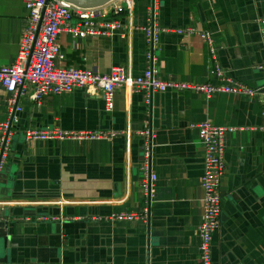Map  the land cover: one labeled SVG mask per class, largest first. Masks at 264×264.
Segmentation results:
<instances>
[{
  "label": "crops",
  "instance_id": "1",
  "mask_svg": "<svg viewBox=\"0 0 264 264\" xmlns=\"http://www.w3.org/2000/svg\"><path fill=\"white\" fill-rule=\"evenodd\" d=\"M151 0H134L112 37L58 35L57 68L141 75L147 67L140 27ZM159 77L165 82L264 87V0H160ZM28 21L25 0H0V68L12 65ZM170 30V31H169ZM184 30V33H179ZM213 37L216 56L201 33ZM20 103L8 163L0 173V211L9 217V264H200L204 148L193 125L209 122L235 131L225 136L220 227L214 264H264V130L259 98L170 90L150 98L118 88L114 108L85 90ZM9 95L0 85V124ZM79 137L28 140L26 132ZM151 131L152 138L144 132ZM1 134V133H0ZM150 146L158 179L151 204L142 194V164ZM149 210L147 219L113 221Z\"/></svg>",
  "mask_w": 264,
  "mask_h": 264
},
{
  "label": "built area",
  "instance_id": "2",
  "mask_svg": "<svg viewBox=\"0 0 264 264\" xmlns=\"http://www.w3.org/2000/svg\"><path fill=\"white\" fill-rule=\"evenodd\" d=\"M159 2L160 0H151L148 22L140 27L145 38L147 67L141 75L134 76L121 68L113 69L110 74H100L91 70L57 68L54 65L56 59L63 58L57 41L61 32H67L74 38L82 39L115 36L123 31L122 15L133 11L134 0H115L98 8H80L65 0H25L28 21L21 39L18 57L12 65L0 68V85L9 95L7 121L0 124V173L10 158L14 134L12 127L18 123L19 116L23 112L20 100L27 95L29 85L33 87L29 99L37 103L51 96L85 90L89 94L102 95L105 98L108 111L113 110L116 90L121 87L144 91L149 98L155 93H165L170 90H193L206 95L207 98L216 93L259 98L262 106V129L264 130V87L255 89L226 79V74L218 66L215 68V76L228 80V83L187 85L165 82L160 79L157 53L161 36L167 30H162L158 26ZM261 24L264 26V21ZM178 32L184 33V30ZM201 36L215 58L216 51L213 47L212 35L203 32ZM258 69L264 70V64L258 66ZM192 128L198 130L204 148V174L201 180L204 191V216L203 223L199 228V260L200 264H214L212 242L214 234L220 227L221 186L227 171L224 141L225 136L235 130L216 127L209 122L193 125ZM144 135L146 138H152L151 131L144 132ZM66 137H79L88 140L110 138L102 133L51 135L35 130L26 132V138L35 141ZM149 150L150 146H148L146 161L141 166L144 174L141 190L146 202L151 204L155 196V183L158 177L152 170ZM148 217L149 210H146L142 215L118 214L111 216L110 219L119 222H132Z\"/></svg>",
  "mask_w": 264,
  "mask_h": 264
},
{
  "label": "water",
  "instance_id": "3",
  "mask_svg": "<svg viewBox=\"0 0 264 264\" xmlns=\"http://www.w3.org/2000/svg\"><path fill=\"white\" fill-rule=\"evenodd\" d=\"M80 8H98L115 0H65ZM9 215L6 210L0 211V264H9L8 251L11 247V236L8 232Z\"/></svg>",
  "mask_w": 264,
  "mask_h": 264
}]
</instances>
